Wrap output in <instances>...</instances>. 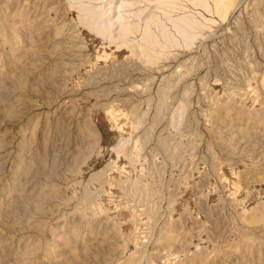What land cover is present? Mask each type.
<instances>
[{
    "label": "rangeland",
    "instance_id": "1",
    "mask_svg": "<svg viewBox=\"0 0 264 264\" xmlns=\"http://www.w3.org/2000/svg\"><path fill=\"white\" fill-rule=\"evenodd\" d=\"M0 264H264V0H0Z\"/></svg>",
    "mask_w": 264,
    "mask_h": 264
},
{
    "label": "bare ground",
    "instance_id": "2",
    "mask_svg": "<svg viewBox=\"0 0 264 264\" xmlns=\"http://www.w3.org/2000/svg\"><path fill=\"white\" fill-rule=\"evenodd\" d=\"M97 30H98V31H103V27H102V25H99V27H97Z\"/></svg>",
    "mask_w": 264,
    "mask_h": 264
}]
</instances>
